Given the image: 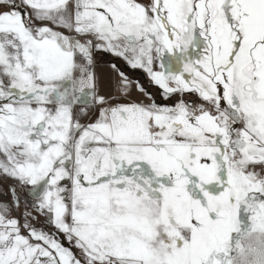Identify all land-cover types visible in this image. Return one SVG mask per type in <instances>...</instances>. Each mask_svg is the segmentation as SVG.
Returning a JSON list of instances; mask_svg holds the SVG:
<instances>
[{"label":"snow or ice","instance_id":"1","mask_svg":"<svg viewBox=\"0 0 264 264\" xmlns=\"http://www.w3.org/2000/svg\"><path fill=\"white\" fill-rule=\"evenodd\" d=\"M0 264H264V0H0Z\"/></svg>","mask_w":264,"mask_h":264}]
</instances>
